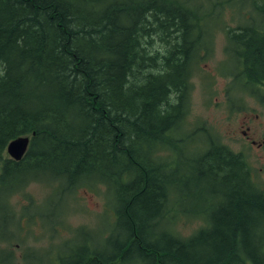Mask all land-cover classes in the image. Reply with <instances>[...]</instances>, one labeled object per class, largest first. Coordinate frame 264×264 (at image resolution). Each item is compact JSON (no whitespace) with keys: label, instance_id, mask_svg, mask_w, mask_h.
<instances>
[{"label":"trees","instance_id":"1","mask_svg":"<svg viewBox=\"0 0 264 264\" xmlns=\"http://www.w3.org/2000/svg\"><path fill=\"white\" fill-rule=\"evenodd\" d=\"M242 1L256 16L227 28L229 59L236 80L264 99V0ZM202 5L0 0V210L13 212L11 194L50 177L65 190L103 183L117 202L105 253L73 239L46 261L16 263L0 249V264L5 253L14 264H264V187L245 156L211 136L204 151L180 150L192 63L216 7ZM24 136L26 155L4 157ZM183 166L198 168L220 201L212 224L191 238L162 229L213 212L182 209Z\"/></svg>","mask_w":264,"mask_h":264},{"label":"rangeland","instance_id":"2","mask_svg":"<svg viewBox=\"0 0 264 264\" xmlns=\"http://www.w3.org/2000/svg\"><path fill=\"white\" fill-rule=\"evenodd\" d=\"M198 2L204 4L205 11L216 6L210 17L214 35L210 53L193 62L189 110L179 126V133H184L195 143L186 140L180 150L204 151L210 135L235 153L243 154L254 179L264 187V150L258 145L264 140V104L248 91L231 88V74L223 73L231 71V68L222 67L228 61L227 28L240 24L243 20L241 16L256 15L242 0H238L236 6H232L228 0ZM241 121L246 122L243 128H240ZM247 126L251 128L249 131ZM205 128L207 131H203ZM243 130L257 141V144L250 145L252 148L245 147L247 135L242 133ZM172 156L175 158V154ZM4 157L9 158L6 151ZM181 170L186 175L180 183V191L185 196L182 209L211 210L214 213L205 218V226L212 224L216 213L220 212V201L217 206L218 199L214 197L211 200L206 191L208 187L199 183L198 168L191 170L189 167L186 171L183 166ZM56 180L50 177L48 181L31 182L23 190L10 195L14 213L0 210V229L6 227L3 235L0 232V249L11 251L16 263L35 262L37 256L43 260L53 259L59 250L63 251L65 246L73 243L75 235L78 239L74 238V246L88 240L103 253L112 249L106 242L112 238L111 227L117 220L114 211L117 205L115 188L108 192L105 184L92 183L65 190ZM210 180L208 184L220 189V180ZM7 199L8 195L3 196L2 203H7ZM203 223L202 216L178 218L172 229L184 237L191 235V238ZM167 228L171 227L167 225L162 229ZM3 257L7 264H14L6 253Z\"/></svg>","mask_w":264,"mask_h":264},{"label":"water","instance_id":"3","mask_svg":"<svg viewBox=\"0 0 264 264\" xmlns=\"http://www.w3.org/2000/svg\"><path fill=\"white\" fill-rule=\"evenodd\" d=\"M30 137H19L11 141L7 147V152L15 160H21L28 150Z\"/></svg>","mask_w":264,"mask_h":264},{"label":"flooded vegetation","instance_id":"4","mask_svg":"<svg viewBox=\"0 0 264 264\" xmlns=\"http://www.w3.org/2000/svg\"><path fill=\"white\" fill-rule=\"evenodd\" d=\"M252 122V121H251ZM246 126V122L245 121H241V124H240V128H243V127H245ZM251 128L249 127V126H247V130L249 131ZM244 135H247V131H244L243 130V132H242ZM246 145H248L249 144V142L251 143V144H257V141L256 140H254L253 139V137H251V136H246ZM259 145V147H260V149H264V140L262 141V143H259L258 144Z\"/></svg>","mask_w":264,"mask_h":264}]
</instances>
